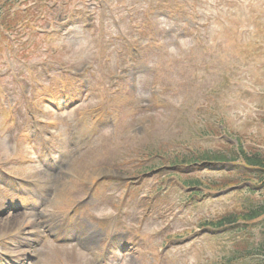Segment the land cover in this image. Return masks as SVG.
Returning a JSON list of instances; mask_svg holds the SVG:
<instances>
[{"label":"rangeland","instance_id":"obj_1","mask_svg":"<svg viewBox=\"0 0 264 264\" xmlns=\"http://www.w3.org/2000/svg\"><path fill=\"white\" fill-rule=\"evenodd\" d=\"M37 6L42 10L33 13L32 28L23 33H27L24 38L19 36L18 45L10 40L6 45L0 38V100L4 101L0 104V171L36 178L29 193L47 182L43 185L47 194H37L45 197L41 204L52 203L53 222L58 218L56 209L86 204L77 215L81 237L95 241L91 249L97 245L93 237L113 229L111 218H121L115 229L137 243L135 257L118 261L110 257L109 264H254L250 258H229L234 243L239 248L236 255L256 243L264 216L241 227L245 231L241 233L234 227L204 231L197 224L241 204L259 202L256 194L241 186L217 198L214 191L206 190L190 197L167 173L135 184L137 177L133 182L100 179L108 173L98 166L105 163L102 167L110 169L117 167V161H128L122 169L131 177L138 174L132 168L140 159L144 163L145 155L171 156L178 150L176 154L195 159L204 150L234 146V137L244 147L264 149V0H37L31 7ZM59 28L58 34L54 30ZM132 47L141 60L129 56ZM85 65L92 66L83 73L90 86L82 91L78 80L68 75L78 74ZM127 71L136 76L133 90L129 79H115ZM164 87L169 91L163 92ZM40 97H47L58 109L42 104ZM155 97L164 103L155 102ZM69 103L76 105L65 110ZM145 105L151 107L149 112L142 109ZM93 109L104 117L116 116L118 123L97 131L92 141L97 145L90 148L94 135L86 133ZM83 117L86 123L81 122ZM33 120L44 122L40 131L33 129ZM50 121L52 126L47 124ZM62 139L70 146L63 145ZM46 141L50 143L45 153ZM63 154L67 157L59 165ZM241 170L242 166L230 164L209 169L197 165L182 179L208 183L236 179L232 173ZM7 175L0 172V264H31L26 256L31 250H39L34 264L40 260L41 264H93L73 246H53L46 229L40 232L43 242L25 246L27 235L20 234L25 231L21 229L35 220L25 210L7 211L10 203L24 202L9 196L17 192L5 189ZM91 176L94 184L86 195L83 186ZM118 181L121 187L113 188ZM148 204L152 212L147 211ZM166 234L171 242H188L164 249L169 243Z\"/></svg>","mask_w":264,"mask_h":264},{"label":"trees","instance_id":"obj_2","mask_svg":"<svg viewBox=\"0 0 264 264\" xmlns=\"http://www.w3.org/2000/svg\"><path fill=\"white\" fill-rule=\"evenodd\" d=\"M32 2L35 4V0H0V26L4 32L21 33L23 30H29V19L33 18L40 9V6L31 7L28 5L24 10L19 7L20 2ZM21 3V4H23ZM36 8V9H34ZM14 9V11H12ZM7 39L5 35L2 37ZM231 149H223L220 153H204L201 157L204 160L228 163L232 162L235 166H242L243 170L232 173L231 176L236 179H226L221 181H215L212 184L203 183L200 179H188L183 181L186 186L201 187L205 185L208 189L219 190L227 188L233 185H240L247 189L250 193L256 194L260 199L259 202L241 204L239 207L230 210L227 214L214 220L207 221L203 225H210L213 227H225L233 226L237 223L249 224L254 223L263 218L264 216V149L258 148L256 145H248L244 147L242 140L236 138V147ZM235 150V151H233ZM245 183H248L247 185ZM258 188V189H254ZM257 190V191H254ZM245 232L244 228L240 229V232ZM260 243L257 244V249L264 252V220L261 221L259 234Z\"/></svg>","mask_w":264,"mask_h":264},{"label":"bare ground","instance_id":"obj_3","mask_svg":"<svg viewBox=\"0 0 264 264\" xmlns=\"http://www.w3.org/2000/svg\"><path fill=\"white\" fill-rule=\"evenodd\" d=\"M93 178V177H92ZM93 179H91V181H92Z\"/></svg>","mask_w":264,"mask_h":264}]
</instances>
